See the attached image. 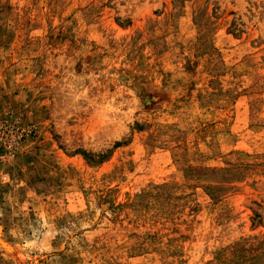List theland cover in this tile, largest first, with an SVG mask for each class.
<instances>
[{"label": "rangeland", "instance_id": "1", "mask_svg": "<svg viewBox=\"0 0 264 264\" xmlns=\"http://www.w3.org/2000/svg\"><path fill=\"white\" fill-rule=\"evenodd\" d=\"M0 264H264V0H0Z\"/></svg>", "mask_w": 264, "mask_h": 264}]
</instances>
